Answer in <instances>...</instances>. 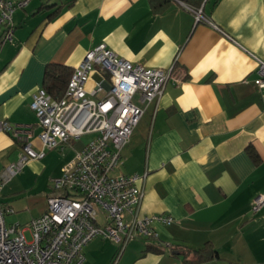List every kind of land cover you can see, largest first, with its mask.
Masks as SVG:
<instances>
[{"label":"crops","instance_id":"0c3cea01","mask_svg":"<svg viewBox=\"0 0 264 264\" xmlns=\"http://www.w3.org/2000/svg\"><path fill=\"white\" fill-rule=\"evenodd\" d=\"M161 1L29 0L15 9L13 40L0 44V119L35 124L30 102L47 64L74 68L99 43L132 63L172 69L122 148L119 171L146 172L141 212L173 220L155 222L158 238L127 244L118 259V245L96 237L84 247V264H264V206L252 210L264 194V87L254 83L256 57L264 60V0H168L155 8ZM189 7H202L218 28L196 22ZM86 142L54 149L60 157L48 173L45 203L21 224L47 209L52 179ZM32 146H41L36 137ZM49 150L30 159L1 196H36ZM20 152L0 132V173ZM0 200L13 209L5 220L29 209L28 201ZM207 241L217 258L199 262L184 251Z\"/></svg>","mask_w":264,"mask_h":264},{"label":"built area","instance_id":"2783aa9c","mask_svg":"<svg viewBox=\"0 0 264 264\" xmlns=\"http://www.w3.org/2000/svg\"><path fill=\"white\" fill-rule=\"evenodd\" d=\"M29 0H0V44L13 40V12ZM196 22L213 24L202 7H189ZM254 83L264 87V60L257 58ZM173 79L172 69L147 67L118 56L105 43L88 49L73 68L65 93L53 98L43 86L32 93L35 124L0 119V132L19 143L20 155L0 173L4 184L30 159L46 149L64 152L74 140L93 136L51 181L47 209L25 224L7 223L12 208L0 203V264H84V247L100 237L118 245V259L133 239H157L155 222L169 224L165 213L141 212L144 173L113 175L122 161L121 150L129 141L145 106ZM35 127L38 134L33 135ZM36 137L40 148L32 146ZM264 206V194L255 197L252 210ZM29 232V238L26 236Z\"/></svg>","mask_w":264,"mask_h":264},{"label":"rangeland","instance_id":"374dc122","mask_svg":"<svg viewBox=\"0 0 264 264\" xmlns=\"http://www.w3.org/2000/svg\"><path fill=\"white\" fill-rule=\"evenodd\" d=\"M92 136H93V134H85V135L81 136L80 138H78L77 140H74L73 143L75 144V147L79 148L80 144L88 141ZM46 152H47L46 156L41 159L42 162H43V164L45 165L44 170L42 171L43 173L40 176H38V177L36 176L37 181H39V184H40L39 185V189L41 190L40 192L36 191V193H37L36 196H32V194H30V196L28 198V196H27L26 193L16 194L15 196H14L13 193H7V195H2L1 196L0 199H2V200H5V198L8 197V198H11V199L15 200L16 202L18 201L16 204H19V202L22 201V202H20L19 206H25V202L24 201H28L27 206H29V209L27 208V209H23V210H20V211H15L12 214H8L6 216V220L7 221H19L20 223H24L25 220H23V218L29 216L31 211L32 212H36V211L40 210L42 208L43 204L45 203L44 202L45 196L42 193H44V189H46L48 187V185H47L48 182H49V180H48V173H50L54 169V167H56L58 165L59 157H60V155L55 150L54 151H52V150L50 151L49 150V151H46ZM119 167H120V164L111 173L113 175H116L118 173H121L119 171ZM19 172H21V171H19ZM22 172H24V171H22ZM14 176L15 175H13L7 181V183L9 181H11V179ZM26 178L28 180L27 183L29 185H30V181L31 182H34V177L32 176L31 172H29L27 170H26ZM51 189H52V187H51ZM36 190H38V187L36 188ZM53 192L55 194H59L60 193V191H53ZM0 203H1V200H0ZM11 206L14 209L15 208H18L16 205H13V204ZM25 234H26L27 238H29V232L26 231ZM104 240H106L109 243L115 244L114 242H112V241H110L108 239H104ZM133 241H135V242H137V241L138 242H143L144 240L142 238H136V239L130 240L127 244L129 245Z\"/></svg>","mask_w":264,"mask_h":264},{"label":"trees","instance_id":"16d2710c","mask_svg":"<svg viewBox=\"0 0 264 264\" xmlns=\"http://www.w3.org/2000/svg\"><path fill=\"white\" fill-rule=\"evenodd\" d=\"M153 3V0H150ZM168 0H162L159 4H154L155 8H161ZM73 68L68 66L49 63L45 69L43 87L53 97L60 98L64 95L68 81L70 79ZM250 152L253 153L252 149ZM185 252L191 253L195 261H207L218 257V252L214 245L207 241L203 246L196 249H185Z\"/></svg>","mask_w":264,"mask_h":264}]
</instances>
